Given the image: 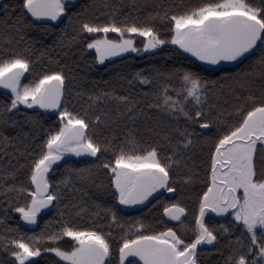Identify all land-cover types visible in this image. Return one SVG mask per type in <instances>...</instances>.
I'll use <instances>...</instances> for the list:
<instances>
[{
    "label": "snow or ice",
    "instance_id": "snow-or-ice-1",
    "mask_svg": "<svg viewBox=\"0 0 264 264\" xmlns=\"http://www.w3.org/2000/svg\"><path fill=\"white\" fill-rule=\"evenodd\" d=\"M76 7L74 0L3 5L0 88L10 95L0 103V152L9 157L10 169L0 166V251L8 255L0 264H39L34 258L50 254L54 264H200L206 245L220 252L223 264H264V0L158 4L143 19L129 13L120 18L121 4L102 0L97 10H105L103 22L81 19ZM74 17L77 27L65 46L80 43L82 54L94 50L101 65L111 57L162 46L200 64L195 70L183 64L153 66L154 75L138 70L134 79L155 88L143 93V101L101 88L88 96L87 109L77 111L69 107L64 66L38 71L46 51L35 49L40 55L34 59L30 35L54 34L58 24L73 23ZM60 33L62 41L65 30ZM134 36L144 38L142 49ZM225 63L237 70H226ZM215 72L222 74L212 78ZM113 100L114 112L104 111L102 105ZM144 103L169 121L146 127L150 143L142 141L136 127L147 117ZM49 110L56 120L44 127L39 117ZM129 123L123 139L115 131L103 138L94 133L100 125L115 129ZM9 127L18 129L16 135H4ZM36 128H43L42 137L33 134ZM197 147L206 157L203 177L193 158ZM72 157L80 158L76 163L92 162L77 167L69 162ZM101 172L106 184L96 183ZM193 185L199 188L189 221L183 193ZM89 186L103 188L110 203L101 207L93 201L96 211H91L84 199H91ZM165 193L175 198L163 199ZM149 198L162 208V217L177 225L158 229L140 217L119 214L120 206L142 205ZM50 208L57 219L44 221L38 233L21 231L19 221L37 225ZM13 213L18 219L10 224ZM213 213L226 224L211 223ZM85 215L94 218L91 226H78L75 221ZM222 240L226 253L216 247Z\"/></svg>",
    "mask_w": 264,
    "mask_h": 264
},
{
    "label": "trees",
    "instance_id": "trees-1",
    "mask_svg": "<svg viewBox=\"0 0 264 264\" xmlns=\"http://www.w3.org/2000/svg\"><path fill=\"white\" fill-rule=\"evenodd\" d=\"M14 0H1L0 2V18L3 17L4 11H3V5L5 3L12 4ZM110 2L114 3H120L121 4V16L120 18H123V15L125 13H129L131 16H140L141 19L143 17L155 10H158L156 8V5L161 4L165 7H168L170 5H174L176 3L181 2H188V0H110ZM77 7L73 11H79L82 13L81 19H95L99 18L100 22H103L107 19L106 16L101 15V12L105 11L103 8H100L97 10V5L102 3V0H77L76 2ZM75 17L74 22L69 23L67 19H65L63 24H58L56 32L51 35H45L42 33H37L35 31H32L30 35H32L34 41H35V48H34V59L36 56H39V51H35V49H45L46 54L41 57V59L37 62L36 68L37 70H46L49 68H58L61 65L64 66V72L69 76V80L66 82L70 92L67 96L69 107L73 108L77 111H80L81 109H87L88 107V96L90 94H95L99 89H110L114 88L115 92L119 95H129L131 98H138L142 101L145 99L143 96L144 92H152L155 90L154 86L150 85H142L140 84L136 79H134V74L138 70H145L146 75H154L151 73V68L153 66L162 67V68H170L174 66H187L192 67L194 70L196 68V65L200 64V62L195 61L194 58H192V63L186 60H182V58L177 57L172 54L171 48L169 46H162L159 49H154L152 52L147 54H129L124 57L118 58L116 60L108 61L104 63L103 65L99 64L94 59V51L93 50H87L82 54L81 49L83 48V45L80 43H72L70 46L68 45L69 38L74 35L73 28L77 27V24L75 23ZM65 25L67 27L65 28ZM65 30V35L63 36L62 41L58 39L61 35L60 30ZM110 38H114V35L109 34ZM135 37V36H134ZM136 40V46L138 48L143 47V40L140 37H135ZM59 61V64L56 63V61ZM247 63V62H246ZM223 67L230 71L234 72L237 70V68L233 64H224ZM240 67H243L241 65ZM220 72L211 73L209 75L212 76V78H215V76L221 75ZM28 74H26L27 76ZM123 77V79L121 78ZM104 81H108V84H105ZM128 81H132L131 84L128 83ZM25 82H27L25 80ZM7 93V94H5ZM80 93V95H78ZM10 93L8 91H1L0 90V103H4L8 101V96ZM152 98L148 97V100L150 101ZM225 99H228L225 97ZM230 103V101H229ZM143 108L147 112V117L142 118L137 121L136 127L140 129V132L138 135L144 141L145 143H150V133H148L145 129L147 126H152L154 124L163 122L162 126H167L169 121L166 114L162 112H158L156 109H150L148 108V104L144 103ZM23 109V106H21ZM102 108L104 111L107 112H114L116 108V102L110 101L107 104L102 105ZM101 109L97 108L95 111L99 112ZM41 113L44 112V110H39ZM92 110H89L91 113ZM39 119L42 121L44 127H48L56 120V115L53 114L51 111H49L47 114L39 117ZM174 123V122H173ZM127 127H131V124L127 125H120L119 127L115 129H108L105 128L103 125H100L98 128L94 130V133L97 138H103L105 136L111 137L113 135V132L115 131L117 134H119V138L123 139V133L126 131ZM25 131L28 130V127L25 126ZM4 135H16L18 129L15 128H6L3 129ZM33 134L42 137L43 136V128H36L33 131ZM29 143H35L31 141V137L29 138ZM38 142V141H36ZM11 151V149H9ZM194 155L193 158L196 161L197 168L200 169V176L203 177V168L204 164L202 161L206 159V157L200 153L199 147L193 150ZM79 159L73 157L70 163L75 164L77 167L84 166L86 164H89L92 162V159L89 158L87 160L82 161V163H76ZM9 157L4 156L2 152H0V166L8 167L10 169V165L8 164ZM12 165H17V161L13 159L11 161ZM20 163H26V160L24 158L20 159ZM18 166V165H17ZM63 168V164L61 163V169ZM24 170L21 169V173ZM59 175V173H57ZM22 178V177H21ZM107 183V177L101 172L97 176L96 183ZM199 185H193L191 188L187 189L183 196L185 197V203L187 204L189 208V221L192 219L191 213H194L196 210V202H195V196L196 192L198 191ZM91 194V199L88 197H85V201L88 204V207L91 211H96L95 208L92 207L93 201L95 203L100 204L101 207H103L105 204L110 203V198L104 195L103 188L97 189L94 186H89L86 189ZM159 199V198H158ZM163 199H169L164 195ZM174 199V198H173ZM155 205V207H154ZM120 215L128 218H136L140 217L145 220L146 223H151L155 228L162 229L165 224L167 226L169 225L164 217H162V208L156 204L155 200H152L150 203L146 205L145 208L135 211L132 213H125L121 211L119 213ZM13 219L9 220L8 223L15 224L18 215L16 213H13ZM101 216H103V212H101ZM214 219L210 221L211 223L215 225L219 224H226V220L223 217H217L213 214H211ZM41 219L39 220V225L37 230L31 231L23 227L21 224V221H19V227L21 228L22 232H35L38 233L41 228L44 227V221L46 220H55L56 217V209L52 208L50 212L46 214L41 215ZM91 219L87 215H85L84 220H78L75 221L78 226H91ZM163 219L164 224L160 223V220ZM97 223H104L103 220H97ZM176 226V225H175ZM190 235V233H189ZM69 238H65V241ZM226 240H222V242L217 245L216 247L219 249H222L225 253L227 252V249L225 248ZM61 246L67 248L68 245L65 242H61ZM54 254H50L47 256H44L43 258H37L36 260L39 262V264H54L53 261ZM223 256L218 251L213 250L212 247H203L200 254V264H223ZM8 255L6 252L0 251V261H7Z\"/></svg>",
    "mask_w": 264,
    "mask_h": 264
},
{
    "label": "water",
    "instance_id": "water-1",
    "mask_svg": "<svg viewBox=\"0 0 264 264\" xmlns=\"http://www.w3.org/2000/svg\"><path fill=\"white\" fill-rule=\"evenodd\" d=\"M0 90H1V91H8V90L2 89V88H0ZM49 111H51V110H49ZM75 158H77V157H75ZM77 159H80V158H77ZM165 195H166L167 198H171V199L175 198V197L173 196V194H170V193H165ZM149 199L151 200V198H149ZM120 207L123 209V212H125V213H131V212H135V211H138V210L143 209V208L145 207V204H142V205H134V206H128V207H126V206H120ZM51 209H52V208L43 210V212L41 213V215L50 212ZM164 219H165V221H166L169 225H173V226L177 225V222H175V221H169V219H168L167 217H164ZM21 224H22L23 227H25L26 229L31 230V231H35V230H37V228H38L39 221H38V224H37V225H27V224H25V222H23V221H21ZM34 259L36 260L37 258H34Z\"/></svg>",
    "mask_w": 264,
    "mask_h": 264
},
{
    "label": "rangeland",
    "instance_id": "rangeland-1",
    "mask_svg": "<svg viewBox=\"0 0 264 264\" xmlns=\"http://www.w3.org/2000/svg\"><path fill=\"white\" fill-rule=\"evenodd\" d=\"M0 2H1V0H0ZM112 35H115V34H112ZM136 37V36H135ZM135 37H134V40H135ZM137 37H139V36H137ZM140 38H142V37H140ZM142 39H144V38H142ZM135 43H136V40H135ZM143 48V47H142ZM141 48V49H142ZM94 51V50H93ZM153 50H149V51H147V52H145V51H141V52H139V53H134V52H129V53H125V54H122L121 56H117V57H111V58H109L108 60H106L105 61V63L106 62H108V61H112V60H116V59H118V58H121V57H124V56H126V55H129V54H138V55H142V54H147V53H150V52H152ZM195 59V58H194ZM226 64H228V63H226ZM231 64V63H230ZM73 158V157H72ZM204 247H212V245H206V246H204ZM131 259V258H130Z\"/></svg>",
    "mask_w": 264,
    "mask_h": 264
},
{
    "label": "flooded vegetation",
    "instance_id": "flooded-vegetation-1",
    "mask_svg": "<svg viewBox=\"0 0 264 264\" xmlns=\"http://www.w3.org/2000/svg\"><path fill=\"white\" fill-rule=\"evenodd\" d=\"M76 1H77V0H74V2H76ZM228 64H230V63H228ZM150 201H152V199H151ZM148 203H150V202H149V201H145V203H144V204H145V207H146V205H147ZM145 207H144V208H145ZM138 211H139V210H138ZM131 213H132V212H131ZM172 226H173V225H172Z\"/></svg>",
    "mask_w": 264,
    "mask_h": 264
},
{
    "label": "crops",
    "instance_id": "crops-1",
    "mask_svg": "<svg viewBox=\"0 0 264 264\" xmlns=\"http://www.w3.org/2000/svg\"><path fill=\"white\" fill-rule=\"evenodd\" d=\"M211 215V214H210ZM213 215H215L214 213H213ZM216 216V215H215Z\"/></svg>",
    "mask_w": 264,
    "mask_h": 264
}]
</instances>
